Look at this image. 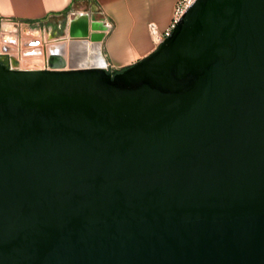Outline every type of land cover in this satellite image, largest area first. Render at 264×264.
Instances as JSON below:
<instances>
[{
  "label": "water",
  "instance_id": "95a60500",
  "mask_svg": "<svg viewBox=\"0 0 264 264\" xmlns=\"http://www.w3.org/2000/svg\"><path fill=\"white\" fill-rule=\"evenodd\" d=\"M50 63L0 62V264H264V0H194L116 73Z\"/></svg>",
  "mask_w": 264,
  "mask_h": 264
},
{
  "label": "crops",
  "instance_id": "0c3cea01",
  "mask_svg": "<svg viewBox=\"0 0 264 264\" xmlns=\"http://www.w3.org/2000/svg\"><path fill=\"white\" fill-rule=\"evenodd\" d=\"M177 1L0 0V19L8 21L4 24L9 20L36 21L51 15L72 16L75 12L86 10L110 23V30L102 44L114 69H122L159 46L160 38L171 23ZM151 22L156 24L159 35L150 32Z\"/></svg>",
  "mask_w": 264,
  "mask_h": 264
},
{
  "label": "rangeland",
  "instance_id": "374dc122",
  "mask_svg": "<svg viewBox=\"0 0 264 264\" xmlns=\"http://www.w3.org/2000/svg\"><path fill=\"white\" fill-rule=\"evenodd\" d=\"M68 19L69 17L67 14H60V15H51L48 16L47 18L36 21L9 20V22L12 24L13 27V32L11 33L13 36H15L16 39L12 41L7 40L9 43H14V47L8 44V45H3L2 49L0 48V62L8 67L16 68V69L32 68V67L34 69H46L50 66V63L47 60H45L47 59V45H49L53 41H56V42H65V45L61 50V53L63 54V58L65 59V61H67V63L65 64L66 65L65 68H70L69 64H73L79 61L80 59L79 57L81 54L78 53L77 51L69 50L67 43L68 42L67 40L69 38L65 26ZM6 22L8 21L4 19L3 20L0 19V45L2 44L1 42L3 41V37L6 35L3 33L4 32L3 24ZM59 24L61 25V27H59ZM34 35L39 38L36 40V44L38 45V50L41 53L38 54V56L41 55L42 57V60L40 58L38 61L37 59L27 60L25 57V52H23L22 50V48H26L28 46V44L23 41V38H25L26 36H34ZM88 45H89L88 50L90 53L89 54L90 61H88V63H95L101 66L102 63L100 60V48L96 46L92 48L90 44ZM101 51L106 61L111 63V61L109 60L106 54V50L102 42H101ZM42 55L45 56V59H43L44 56ZM91 55L93 56L95 55V56L92 57ZM95 60L97 62H95ZM28 61H31V63Z\"/></svg>",
  "mask_w": 264,
  "mask_h": 264
},
{
  "label": "bare ground",
  "instance_id": "6f19581e",
  "mask_svg": "<svg viewBox=\"0 0 264 264\" xmlns=\"http://www.w3.org/2000/svg\"><path fill=\"white\" fill-rule=\"evenodd\" d=\"M3 28H4L3 33L6 35L4 37L2 36L3 41L1 42L2 44L0 45V48L2 49L3 45H8V44H10L14 47V43H9L7 41V40L12 41V40L16 39L15 36H13L11 33V32H13L12 24L10 22L7 24H4ZM67 28H68V30L66 29V32H67V35L69 38V34H68L69 24H68ZM1 35H3V34H1ZM25 38H27V39H25ZM25 38H23V41L26 42L28 44V46L26 48H22V50H23V52H25L26 59L27 60H29V59H35L36 60L37 59V61H38L41 58V60H42L41 55L38 56V54H41V53L38 50V45L35 42L39 38L35 35L34 36H26ZM32 40H34V42ZM31 41H32V43H31ZM67 41H68L67 43H68L69 50H74V51H77L78 53L81 54L79 57L80 58L79 61H77L76 63H73V64H69L70 68H91V67L104 68L105 63H106V59H105V57L101 51V42H93L90 39H70V38ZM88 44H90L92 46V48L94 46L100 48V60L102 63L101 66L97 65L95 63H88L89 54H90L89 50H88V46H89ZM36 45H37V47H36ZM64 45H65V42H56V41L51 42L49 45H47V59H45V56L42 55V56H44L43 59L47 60L50 63V59L53 56V52H57V58L59 57L62 60H64V64L62 65V67H59V68H62V69L65 68V66H66L65 64L67 63V61H65V59L63 58V54L61 53V50H62ZM91 56L94 57L95 55L94 56L91 55ZM28 62L31 63V61H28ZM95 62H97V61L95 60ZM49 67L52 68L51 63H50ZM38 68H41V67H38ZM21 69H34V68L32 67V68H21Z\"/></svg>",
  "mask_w": 264,
  "mask_h": 264
},
{
  "label": "built area",
  "instance_id": "2783aa9c",
  "mask_svg": "<svg viewBox=\"0 0 264 264\" xmlns=\"http://www.w3.org/2000/svg\"><path fill=\"white\" fill-rule=\"evenodd\" d=\"M193 1L194 0H178L177 1L176 5H175V8H174L173 18L171 20V23H170L169 27L165 30L163 37L160 38V43L165 37H167L171 33V31L174 28V26L177 23V21L180 19V17L183 15L185 10L188 8V6ZM68 17H69V19L71 18L69 15H68ZM69 19H68V21H67V23L65 25L66 29H67V26H68ZM59 27H61L60 24H59ZM149 29H150V32L152 34L159 35V31H158V29L156 27V24L154 22L149 23ZM104 69L107 70V71H112L114 68H113V65L110 62L106 61Z\"/></svg>",
  "mask_w": 264,
  "mask_h": 264
},
{
  "label": "trees",
  "instance_id": "16d2710c",
  "mask_svg": "<svg viewBox=\"0 0 264 264\" xmlns=\"http://www.w3.org/2000/svg\"><path fill=\"white\" fill-rule=\"evenodd\" d=\"M123 69V68H122ZM122 69H113L112 71H110V72H112V73H116V72H118V71H120V70H122Z\"/></svg>",
  "mask_w": 264,
  "mask_h": 264
}]
</instances>
